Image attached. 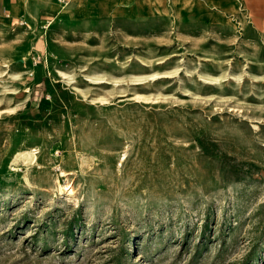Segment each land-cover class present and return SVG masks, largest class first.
Returning a JSON list of instances; mask_svg holds the SVG:
<instances>
[{
  "label": "rangeland",
  "instance_id": "obj_1",
  "mask_svg": "<svg viewBox=\"0 0 264 264\" xmlns=\"http://www.w3.org/2000/svg\"><path fill=\"white\" fill-rule=\"evenodd\" d=\"M13 11L0 264H264V0Z\"/></svg>",
  "mask_w": 264,
  "mask_h": 264
},
{
  "label": "crops",
  "instance_id": "obj_2",
  "mask_svg": "<svg viewBox=\"0 0 264 264\" xmlns=\"http://www.w3.org/2000/svg\"><path fill=\"white\" fill-rule=\"evenodd\" d=\"M19 0H0V26H7L14 23L18 19H22L21 16H18L14 13L13 8L18 4ZM83 1V0H82ZM37 1V6H38ZM44 8V4H41ZM4 10V13L2 12ZM35 15L40 19L43 16H49L48 12L45 10H37L34 12ZM34 19H30L32 21Z\"/></svg>",
  "mask_w": 264,
  "mask_h": 264
},
{
  "label": "bare ground",
  "instance_id": "obj_3",
  "mask_svg": "<svg viewBox=\"0 0 264 264\" xmlns=\"http://www.w3.org/2000/svg\"><path fill=\"white\" fill-rule=\"evenodd\" d=\"M40 148L28 147L26 150H23L17 153L12 161L11 167L15 170L16 167L19 166L20 162H28V163H36L38 161L37 154H39ZM126 154L123 155V159H125ZM65 191V190H64ZM68 197L72 198L75 195L74 189L70 187L68 189Z\"/></svg>",
  "mask_w": 264,
  "mask_h": 264
},
{
  "label": "built area",
  "instance_id": "obj_4",
  "mask_svg": "<svg viewBox=\"0 0 264 264\" xmlns=\"http://www.w3.org/2000/svg\"><path fill=\"white\" fill-rule=\"evenodd\" d=\"M16 23H18L19 25H22V26L24 25V24H23V21H19V22L16 21L14 25H17ZM14 25H13V26H14Z\"/></svg>",
  "mask_w": 264,
  "mask_h": 264
}]
</instances>
